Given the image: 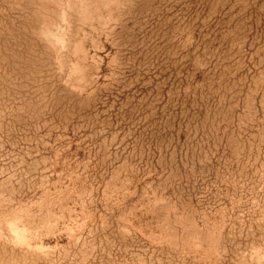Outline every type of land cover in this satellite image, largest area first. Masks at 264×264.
Instances as JSON below:
<instances>
[{
    "label": "rangeland",
    "instance_id": "1",
    "mask_svg": "<svg viewBox=\"0 0 264 264\" xmlns=\"http://www.w3.org/2000/svg\"><path fill=\"white\" fill-rule=\"evenodd\" d=\"M0 264H264V0H0Z\"/></svg>",
    "mask_w": 264,
    "mask_h": 264
}]
</instances>
